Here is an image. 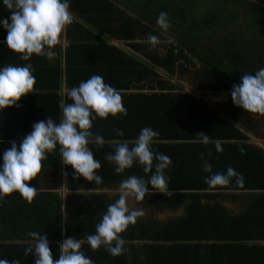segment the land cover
Returning <instances> with one entry per match:
<instances>
[{"label":"trees","instance_id":"1","mask_svg":"<svg viewBox=\"0 0 264 264\" xmlns=\"http://www.w3.org/2000/svg\"><path fill=\"white\" fill-rule=\"evenodd\" d=\"M69 4L74 22L65 34L68 45L63 67L61 46L53 49L57 55L52 59L33 55L29 61L21 60L4 43L7 33L0 25V68L30 63L36 78L35 91L25 98L42 103L35 107L34 103L26 106L18 101L16 106L0 111V164L4 151L12 142L19 148L35 123L48 117L60 122L61 101L72 103L67 93L61 95L63 82L68 92L91 76L100 75L120 92L127 116L93 121L91 131L106 141L102 147L89 145L101 164L97 174L102 183H90L82 177L73 179V169L64 166L67 190H117L132 175L148 180L151 173L145 174L138 164L117 174L115 165L105 156L114 154L112 141H134L143 128L150 127L159 133L152 150L171 158L164 175L169 178L172 194L165 196L149 185L144 207L155 212L176 211L185 200L189 204L182 206L184 216L164 223L137 220L121 234L126 241L125 251L113 257L103 247L93 251L87 236L95 234L96 225L119 194L97 193L86 200L81 195H68L62 231L58 193L37 192L29 204L14 192L0 199V259H6L8 264H34V256H26L25 250L31 240L28 233L39 232L47 237L56 259L63 233L65 239L83 242L81 251L93 264H264V246L248 244L253 237L261 240L257 238L263 235L264 226H249V218L209 204L221 196L219 191H264V152L244 144L247 136L243 131L201 96L186 93L184 86L201 92L226 91L239 85L242 75L264 68V0H69ZM161 12L167 13L171 24L167 32L156 23ZM9 17L10 12L0 0V20ZM237 17L242 31L234 25ZM228 22L230 26L225 29ZM149 35H155L161 43L153 47L147 40ZM104 37L130 41L128 46L136 55L118 50L113 53L109 46H100L102 55H91L85 43L94 47ZM114 56H118L117 60ZM130 90L136 92L128 93ZM253 124L251 120L250 127ZM117 129L123 136L117 135ZM200 132L209 135V144L199 142L196 134ZM259 136L264 138V131ZM216 141L222 147L219 153ZM61 159L57 146L42 161L48 176L50 169L60 170ZM205 162L211 165L212 173L203 170ZM228 167L243 177V184L232 177L227 187L209 188L205 178L217 172L226 174ZM46 175L44 186L49 187L52 182ZM201 199L207 204L201 205Z\"/></svg>","mask_w":264,"mask_h":264},{"label":"clouds","instance_id":"2","mask_svg":"<svg viewBox=\"0 0 264 264\" xmlns=\"http://www.w3.org/2000/svg\"><path fill=\"white\" fill-rule=\"evenodd\" d=\"M3 4L10 12L9 18L0 20V25L7 33L4 43L8 49L19 54L23 61H29L33 55L54 58L57 53L53 49L61 45L68 26L74 22L69 0H3ZM156 23L164 32L171 27L166 12L158 15ZM147 40L153 47L161 43L155 35H149ZM35 83L30 63L25 66L9 64L0 68V111L16 106L22 97L34 93ZM67 96L72 103L61 101L62 118L59 123H55L51 117L35 123L19 148L12 142L11 147L4 151L3 163L0 164V199L17 192L31 204L38 193L30 182L41 172L42 161L55 152L57 146L63 165L74 171L73 179L82 177L90 183H102V177L97 174L101 164L95 159L89 145L102 147L106 141L91 129L97 118L107 120L109 117L127 116L121 94L105 83L102 76L93 75L80 82L78 87L68 90ZM231 100L239 109L264 116V68L254 74L242 75L239 85L233 86ZM116 133L123 136L119 129ZM158 135L157 131L145 127L134 141L111 142L114 154H107L105 159L115 165L117 174L138 164L145 174L151 175L148 180L132 175L120 183L119 198L107 207L100 223L96 225L95 234L87 236V244L93 251L103 247L113 257L123 254L126 241L121 234L144 215L142 209L130 210L129 198L143 201L150 194L149 185L165 196L172 194L169 192V178L164 175L165 169L172 163L171 158L152 150ZM196 135L204 145L211 142L209 135L203 132ZM215 149L218 153L222 151L219 141L215 142ZM240 151L244 154L243 149ZM211 155L209 152L208 156ZM203 170L212 173V167L207 162ZM232 177L237 178L238 184H243V177L232 167L227 168L226 174L213 173L204 182L209 188L227 187ZM28 236L31 240L25 255L32 254L34 264H93L81 251V240L65 239L59 245V258L56 259L45 235L29 232ZM0 264H8V261L0 259Z\"/></svg>","mask_w":264,"mask_h":264},{"label":"crops","instance_id":"3","mask_svg":"<svg viewBox=\"0 0 264 264\" xmlns=\"http://www.w3.org/2000/svg\"><path fill=\"white\" fill-rule=\"evenodd\" d=\"M128 13V12H127ZM130 16V13H128ZM134 17V16H133ZM98 23H101V21H98ZM96 26V25H94ZM102 43H96L94 47L90 45L89 42L85 44H89V46L86 48L89 52H92L91 55H102L104 50L100 46L112 48L111 50L114 51L118 50V52L127 54V55H136V53L128 46L129 42L119 41L116 39H111L110 37H104ZM137 42V41H133ZM67 41L65 39V36L63 38V41L61 45H58L56 47L59 48L61 46V55H60V61L62 67L65 63V49L67 47ZM111 53V52H109ZM113 56V54L111 53ZM118 56L114 59L117 60ZM59 59V57L57 58ZM113 60V59H112ZM110 71V70H109ZM107 71L106 73H108ZM106 75V74H105ZM64 83V82H63ZM62 83V89H61V95L64 96L67 93V90L65 89L64 85ZM233 88L230 87V89L224 91V90H213L209 92H201L196 90H189L186 91V93L194 95V96H201L202 99H204L207 104L211 106L219 115L223 116L225 119L236 125L243 133L247 136V139L244 140V144H248L253 146L254 148H257L259 150H262L264 152V138H260L259 134L264 131L263 126V116H260L258 114H252L247 111H244L242 109H239L238 107L234 106L231 100V91ZM194 91V92H191ZM124 92V91H123ZM134 93L136 90H130L128 93ZM147 92V91H144ZM191 92V93H190ZM197 94V95H196ZM220 98H223V100L220 102ZM21 104L28 106L29 103H34L35 107L38 105L42 106V103L37 101H32V98H25L22 97L19 101ZM38 107V106H37ZM23 109V107H21ZM25 109V107H24ZM40 109V108H38ZM37 112V111H36ZM253 121V126L250 127V121ZM258 130H261L258 131ZM257 133V134H255ZM47 171V170H46ZM45 172V169L42 168L41 172L37 175V177L31 181V185L33 187H36L37 192L40 191H51L56 192L60 195L61 200V215H62V231L64 228V222L66 218L65 214V203H66V197L71 194L76 195H84V196H92L93 194L97 193H106L110 192L112 194H119V189L117 191L115 190H82L79 192H72L67 190L66 188V175H65V168L63 165V161L61 159V168L60 170L57 169L54 171L53 169H50L49 176L48 173ZM57 173V174H56ZM49 177L48 179L51 180L52 184L51 186H44V176ZM65 178V186L63 184ZM50 183V182H49ZM63 192L64 195H63ZM202 193H217L216 191H203ZM218 193H221L219 197H215L213 201H211L209 204L212 205H218L225 208L231 215H243L245 219H248V225H260L264 226V191H258V190H243V191H219ZM227 195V196H226ZM149 202V201H148ZM148 205H151L152 203H147ZM189 202L185 200L183 202V207L187 206ZM201 205L207 204V202L204 199L200 200ZM145 202L143 201H128V207L130 209H142L144 212V215L138 220H146V219H152L159 223H164L169 219H173L176 217L184 216V212L182 209V206L177 209L176 211H169V210H162L160 212L153 211L151 207H144ZM250 234H254L253 231L249 228ZM264 235V233H263ZM262 235V236H263ZM257 238L261 240H256L255 237L253 239L251 238L248 244H257L259 246H264V238L263 237ZM65 240L64 234L62 233L61 241L58 243V246ZM29 243V240H28Z\"/></svg>","mask_w":264,"mask_h":264},{"label":"rangeland","instance_id":"4","mask_svg":"<svg viewBox=\"0 0 264 264\" xmlns=\"http://www.w3.org/2000/svg\"><path fill=\"white\" fill-rule=\"evenodd\" d=\"M234 25L236 26V27H239L240 26V22H239V19H238V17H237V19L236 20H234ZM229 26H230V22H228L227 23V25H226V27H225V29L226 28H229ZM242 27L240 26V28H239V31H242ZM241 35H243V33L241 34ZM240 35V36H241ZM184 86H185V90L186 91H189V90H191V89H189V87H187L185 84H184ZM191 92H194V91H191ZM190 92V93H191ZM197 95V94H196ZM223 100V98H220V102ZM115 191H117V190H115ZM106 194H108V195H111L112 193H111V191L110 192H106ZM82 196V198H83V200H86V198H87V196H84V195H81ZM128 201H134L135 202V200L133 199V198H129L128 199ZM137 208H135V209H130V210H136Z\"/></svg>","mask_w":264,"mask_h":264},{"label":"water","instance_id":"5","mask_svg":"<svg viewBox=\"0 0 264 264\" xmlns=\"http://www.w3.org/2000/svg\"><path fill=\"white\" fill-rule=\"evenodd\" d=\"M63 184H64V186H65V178H64ZM64 193H65V192H63V195H64Z\"/></svg>","mask_w":264,"mask_h":264}]
</instances>
